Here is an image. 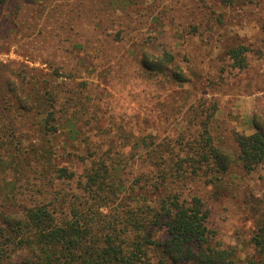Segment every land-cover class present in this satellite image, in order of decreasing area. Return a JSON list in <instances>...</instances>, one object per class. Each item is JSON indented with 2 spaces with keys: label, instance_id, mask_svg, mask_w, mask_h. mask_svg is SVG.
<instances>
[{
  "label": "trees",
  "instance_id": "1",
  "mask_svg": "<svg viewBox=\"0 0 264 264\" xmlns=\"http://www.w3.org/2000/svg\"><path fill=\"white\" fill-rule=\"evenodd\" d=\"M247 53L243 44L227 50L240 69L249 65ZM140 56L150 76L186 80L172 68L173 52ZM6 67L0 61V72ZM34 68L23 64L22 78L13 69L0 77V264H264V213L241 257L217 240L204 198L186 192L189 182L221 178L234 161L209 121L169 148L140 152L149 135L122 134L134 141L124 155L100 118L87 114L83 90H68V81L49 86L45 74L29 73ZM254 125L253 133L234 135L248 172L264 163V124ZM139 155L147 165L129 178L128 160Z\"/></svg>",
  "mask_w": 264,
  "mask_h": 264
},
{
  "label": "rangeland",
  "instance_id": "2",
  "mask_svg": "<svg viewBox=\"0 0 264 264\" xmlns=\"http://www.w3.org/2000/svg\"><path fill=\"white\" fill-rule=\"evenodd\" d=\"M239 44L248 48L244 69L227 55ZM164 50L175 54L172 68L184 82L142 67L143 51ZM0 61L7 64L1 78L12 69L22 78L27 64L49 86L68 81V90H83L87 114L100 118L124 155L134 141L124 144L122 134L149 135L140 152L169 148L209 121L234 161L221 178L189 182L186 192L204 198L217 240L245 256L255 217L264 213V163L243 169L234 135L264 124V0H0ZM141 157L128 160L129 178L147 165Z\"/></svg>",
  "mask_w": 264,
  "mask_h": 264
}]
</instances>
